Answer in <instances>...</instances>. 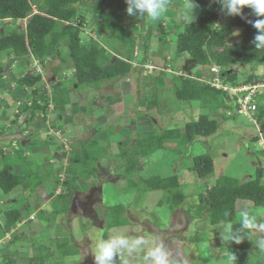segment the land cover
Segmentation results:
<instances>
[{"label":"rangeland","instance_id":"obj_1","mask_svg":"<svg viewBox=\"0 0 264 264\" xmlns=\"http://www.w3.org/2000/svg\"><path fill=\"white\" fill-rule=\"evenodd\" d=\"M118 1L83 0L75 5L80 15L87 20L81 30L82 43L89 44V38L96 37V24L91 21L93 14L101 10L106 17L98 22L106 24L112 12L118 10ZM181 1L183 0L169 1L167 11L155 23L125 16L124 22L129 25V33L135 40L134 70L127 80L105 83L99 90L84 88L76 93L71 92L70 105L64 113H57L50 106L45 113L37 112L33 123L27 124L24 114L16 123L11 122L21 109L30 105L32 90H38L39 97L52 96L54 77L51 69H63V65L54 60L47 63L45 61L42 67H38L32 57L20 61L9 52H0V65L3 67L0 70V169L5 163L2 158L4 156L16 173L33 170V176L36 174L42 178V184L37 188L23 184L9 194L0 191V264L6 257L13 260L14 264H26V257L34 254L32 242L50 245L54 239L67 241L79 252L77 256L65 258L63 264H93V258L88 254L89 237L93 230L105 238L118 230L145 241V245L136 252H124L122 258H117L116 264H144V251L154 243H163L175 264H231L227 245L219 238L224 224L210 225L208 210L201 203L200 197L206 195V189L211 188L218 178H230L243 184L253 176L255 167L264 166V130L260 123L255 125L253 121L240 115L231 118L232 114L228 116V120H223L217 117L223 112L208 110L207 115L218 120L217 132L209 138L197 137L192 144L182 148L168 143L166 149L141 159L140 170L131 176L135 185L129 190H126L128 180L123 176L124 165L118 152L119 141L129 139L132 145L134 139L129 135L134 137L148 129L144 122L131 124L137 119V113L152 117L158 132L170 128L183 129L187 121L206 113L201 103H178L170 93L173 86L182 88L179 78L184 77V72L189 71L191 77H196L200 72L203 83L211 82L212 78L209 67L194 66L185 54L175 62V67L171 66L177 36L183 33L184 24L192 22L181 18ZM32 5L36 11V6ZM26 22L3 21L0 22V28L8 32L15 27L23 28ZM157 23L168 33V44L159 42L161 31L154 30ZM119 25L123 26V22ZM234 32L239 36L241 30L235 29ZM145 44L148 45L147 52ZM165 47L168 48L166 62L163 59ZM63 52L67 54L65 50ZM145 53L148 62L141 66L139 62ZM230 72L238 75V82L252 73L249 67L239 65L231 67ZM172 73L176 75V82L171 81ZM253 73L262 76L264 70L259 67ZM25 74L39 76L40 81L33 88L22 89L9 80L10 76L21 78ZM64 83L67 88L72 87V82ZM153 86L157 88L153 89ZM9 89L15 90L13 98L9 96ZM154 94L159 97L158 108L146 111L137 105L140 96L151 97ZM7 99H12L11 103L16 99L20 104L17 106L13 102L14 105L8 107L6 105L10 101ZM259 100L260 105H264V94ZM72 106L78 108V113H72ZM11 109H17L18 112ZM252 119L255 120L254 116ZM95 128H99L100 132L96 133ZM124 129L127 132H122ZM151 129L153 130H149ZM105 136L110 139L111 160L103 159L99 162L96 177L88 176L84 180H78V185L84 183L87 190L72 192L71 188L62 185L63 181L69 179V175L66 171L54 174V169H63L70 163L68 159L74 157L71 145L88 142L87 147L100 150L104 147ZM254 139L257 140L254 142ZM198 156H209L214 164L213 173L202 180L191 171L194 158ZM51 171L52 177L45 179ZM173 176L177 177L179 190L185 196L182 205L174 211L170 209L171 199L168 193L144 189L146 179H166ZM262 182L264 183V178ZM50 194L53 196L50 197ZM66 204L67 212L54 215L58 209L63 211ZM114 207L124 208L123 217L127 219V224L107 229L109 209ZM242 209L252 210L259 221L264 222V205L255 207L250 202L238 201L235 205V221H239ZM15 210L20 212L22 218L15 228L5 232V213ZM262 235L264 234L252 235L248 264H264V251L256 246V240ZM51 253L55 255L53 260L58 261L57 253ZM50 262L52 263V259Z\"/></svg>","mask_w":264,"mask_h":264},{"label":"trees","instance_id":"obj_2","mask_svg":"<svg viewBox=\"0 0 264 264\" xmlns=\"http://www.w3.org/2000/svg\"><path fill=\"white\" fill-rule=\"evenodd\" d=\"M83 0H0V22L3 21H23L28 19L24 27H15L8 32L0 28V52H9L20 61L27 57L37 60L40 65L47 60H58L63 69L54 67L51 69L54 77L52 84L53 94L50 98L45 95L39 97L38 90H32V101L20 110L19 114L11 123H16L18 118L24 114V121L33 123L36 113H45L49 104L57 113H64L70 105V93L79 90L93 89L99 90L105 83L127 80L134 70V50L135 40L129 33V25L124 22L126 13L125 0H119L118 10H114L106 24H101L98 20L104 19L106 14L101 10L93 14L91 21L96 24L94 31L95 38H89L90 43L84 44L81 41V30L86 25V18L75 7ZM173 1V0H168ZM194 19L192 22L184 24V31L177 36L176 52L171 60V66L175 67L183 54L189 57L194 66L209 67L216 65L221 69L220 78L223 82L232 86L245 85L253 80L264 81L262 76H256L253 72L262 67L264 70V49H256L252 43L257 30L247 20H255L251 10L245 8L244 17H231L221 12V6L213 0H193ZM36 6V13L33 5ZM184 0L181 1L179 12L183 9ZM123 22V26L119 24ZM151 25V24H150ZM216 25V26H213ZM157 31H161L159 42L167 43L168 33L160 23H157ZM240 29V35H236L234 30ZM168 44V43H167ZM145 52L148 45L144 46ZM67 54H64L63 51ZM164 48L163 59L166 62V52ZM146 53L139 65L145 66L147 63ZM190 65V64H189ZM234 65L249 67L252 71L245 80L238 82V75L230 72ZM0 65V70H2ZM166 70V69H165ZM184 77L180 76L182 88L173 86L171 94L178 103L199 102L205 114L199 115L197 119L187 121L183 129L170 128L158 132L152 117L143 116L137 113L138 117L132 121L144 122L147 125L146 131L135 134L134 143L130 145V140L125 139L118 142L119 157L123 163V176L128 180L126 190L132 188L133 180L131 176L140 170V160L149 154L166 149L168 143L177 148H182L192 144L197 137L209 138L213 136L219 127L217 119H211L207 115L210 109H217L222 114L218 118L228 120L237 115L236 99L226 92L213 88L209 83L199 80L202 74L198 72L196 77H191L190 72H184ZM71 75L69 79L68 76ZM172 82H176L175 73H172ZM11 82L17 84L19 88H33L39 81V76L25 74L21 78L9 77ZM64 79V80H63ZM64 81L72 82L69 89ZM157 88L153 86V89ZM157 92V91H155ZM158 94L149 97L140 96L137 105L142 106L146 111L158 108ZM41 100V103L39 102ZM255 119L257 123L264 120V105H257ZM177 111V110H175ZM72 113H78V108L72 106ZM141 114V115H140ZM153 128V130H149ZM140 130V128H138ZM95 132H100L95 128ZM122 132H127L126 129ZM108 137H104V147L100 150H93L87 147L88 142L79 145H71L74 155L69 158L68 163L63 169H54V174L66 171L69 179L62 182L66 188H71L72 192L78 190L84 192L87 187L84 183L78 185V180H84L88 176L98 175V164L101 160H111ZM257 139H254L255 142ZM97 144V143H94ZM28 147L30 145L28 144ZM5 160L3 168L0 169V191L9 194L17 187L27 184L30 188L41 186L42 178L25 170L16 173L13 166ZM53 165V163L51 164ZM200 180L213 173L214 164L209 156H198L194 158V165L191 168ZM53 171L44 178L52 177ZM264 166L255 167V172L246 183L238 184L230 178H218L213 186L206 189V195L200 197L201 203L209 213L210 225L224 224L231 222L234 228L239 227V221H235V205L238 201L250 202L255 207L264 205ZM140 182L143 183L141 180ZM145 191H163L169 194L171 199V210L178 209L185 200V196L179 190L177 177L173 176L166 179L157 177L144 180ZM50 197L53 194L49 195ZM67 204L63 211L56 210L54 215H61L68 211ZM124 208L114 207L109 209L107 217V229L122 227L127 224V219L123 217ZM229 215L225 217L224 213ZM54 219H56V217ZM6 222L4 231L9 232L15 228L22 216L19 211L5 213ZM122 218V219H121ZM260 220V219H259ZM65 239V238H63ZM62 241V242H61ZM251 239L237 245L227 244V255L231 264H248L250 260ZM61 242V243H59ZM53 244V246H52ZM52 244H36L32 242L34 254L26 257V264H63L64 259L77 256L79 254L76 247L69 245L67 241L54 239ZM56 252L58 261H54L51 252ZM235 255L236 261L231 257ZM30 256V257H29ZM46 260V261H45ZM1 264H14V261L6 257ZM65 264V263H64Z\"/></svg>","mask_w":264,"mask_h":264},{"label":"clouds","instance_id":"obj_3","mask_svg":"<svg viewBox=\"0 0 264 264\" xmlns=\"http://www.w3.org/2000/svg\"><path fill=\"white\" fill-rule=\"evenodd\" d=\"M221 6V12L231 17H244V9L251 10L255 20H247V23L257 30L252 43L256 49H264V0H213ZM127 5L126 13L130 17L146 19L149 23L158 22L167 11L168 0H125ZM195 5L193 0H184L183 9L180 16L183 20L194 19ZM34 13L36 11L33 9ZM28 20V19H24ZM216 26V25H213ZM38 65L40 63L33 59ZM50 61L47 60L46 63ZM40 73V70L38 71ZM3 79V76H1ZM52 106L49 104L48 107ZM238 115V114H237ZM168 145V144H167ZM172 145V144H171ZM225 217L229 215L224 213ZM264 234V222L259 221L258 217L250 209H242L239 212V227L234 228L231 222H225L219 238L224 244H241L251 239L253 234ZM88 254L93 258V264H116L117 258H122L124 252L132 254L145 245L142 238H137L124 234L118 230L105 238L95 230L89 237ZM256 246L264 251V235L256 240ZM236 256L231 257L236 261ZM144 264H175L170 256L167 247L163 243H154L148 246L143 255Z\"/></svg>","mask_w":264,"mask_h":264},{"label":"built area","instance_id":"obj_4","mask_svg":"<svg viewBox=\"0 0 264 264\" xmlns=\"http://www.w3.org/2000/svg\"><path fill=\"white\" fill-rule=\"evenodd\" d=\"M209 72L212 77L211 82H205L209 83L213 88L233 96L236 99L237 114L250 119L257 125L256 119L253 120L252 116H255L257 113V105L261 104L259 99L264 94V81L253 80L251 83L245 85L232 86L221 80V69L218 66H209ZM260 90H263V92Z\"/></svg>","mask_w":264,"mask_h":264},{"label":"crops","instance_id":"obj_5","mask_svg":"<svg viewBox=\"0 0 264 264\" xmlns=\"http://www.w3.org/2000/svg\"><path fill=\"white\" fill-rule=\"evenodd\" d=\"M12 85H14V84H12ZM8 91H9V96H11V97L13 98V94L15 95V93H14L15 90L11 91V90L9 89ZM7 100L10 101V100H12V99H10V100L7 99ZM13 102H15V103L17 104V106L20 104L19 101L16 100V99L13 100ZM13 102H12V103H13ZM12 103H11V101H10V104H7L6 106L11 107V104H12ZM12 105H14V104H12ZM0 110H1V109H0ZM11 110H13L14 112H18L17 109H11ZM263 122H264V121H262V123H260V126H261L262 129L264 130V123H263ZM28 144H29V143H28ZM211 174H212V173H211ZM202 179H203V178H202ZM202 179H201V180H202Z\"/></svg>","mask_w":264,"mask_h":264},{"label":"water","instance_id":"obj_6","mask_svg":"<svg viewBox=\"0 0 264 264\" xmlns=\"http://www.w3.org/2000/svg\"><path fill=\"white\" fill-rule=\"evenodd\" d=\"M69 78H71V75H69Z\"/></svg>","mask_w":264,"mask_h":264}]
</instances>
